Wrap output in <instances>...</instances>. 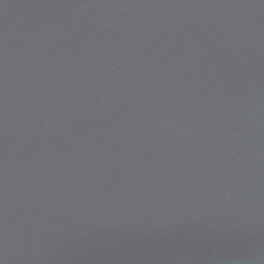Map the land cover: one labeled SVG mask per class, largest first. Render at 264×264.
Segmentation results:
<instances>
[{"label":"water","instance_id":"obj_1","mask_svg":"<svg viewBox=\"0 0 264 264\" xmlns=\"http://www.w3.org/2000/svg\"><path fill=\"white\" fill-rule=\"evenodd\" d=\"M0 264H264V0H0Z\"/></svg>","mask_w":264,"mask_h":264}]
</instances>
